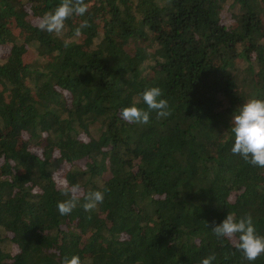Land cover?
<instances>
[{
  "label": "trees",
  "instance_id": "16d2710c",
  "mask_svg": "<svg viewBox=\"0 0 264 264\" xmlns=\"http://www.w3.org/2000/svg\"><path fill=\"white\" fill-rule=\"evenodd\" d=\"M58 2L0 0V264H249L211 227L249 215L264 235V168L227 133L264 98V0H85L40 30ZM148 86L169 114L122 119ZM65 183L104 199L62 216Z\"/></svg>",
  "mask_w": 264,
  "mask_h": 264
},
{
  "label": "clouds",
  "instance_id": "9594fccd",
  "mask_svg": "<svg viewBox=\"0 0 264 264\" xmlns=\"http://www.w3.org/2000/svg\"><path fill=\"white\" fill-rule=\"evenodd\" d=\"M88 4L85 0H59L51 10L45 11L38 22L40 30L60 34L65 27L66 18L73 15L83 16L87 11ZM83 21L76 29L86 27ZM137 99L120 108L119 115L122 119L131 122L147 124L149 114L155 111L157 117H166L169 114V105L162 95V89L158 86H148L137 93ZM146 108H140V103ZM228 137L232 143L230 151L238 155L250 165L264 168V98L250 96L239 102L231 111L230 122L227 127ZM67 199L57 201L56 207L60 215H67L77 206L85 212L93 210L103 201L104 191L94 189L79 193L77 185L65 186L61 189ZM217 238L227 237L233 239L234 247L251 264L258 256L264 254V235L257 233L253 219L249 215L235 216L231 213L226 215L211 227ZM215 255L209 254L201 257L200 264H213ZM61 264H84L78 254H65L61 258Z\"/></svg>",
  "mask_w": 264,
  "mask_h": 264
}]
</instances>
